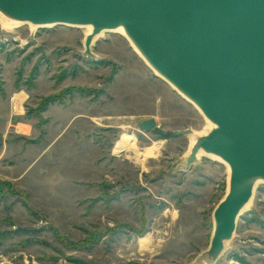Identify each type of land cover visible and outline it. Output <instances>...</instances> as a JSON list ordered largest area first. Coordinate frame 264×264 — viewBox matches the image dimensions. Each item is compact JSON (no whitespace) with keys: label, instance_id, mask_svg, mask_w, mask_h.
Segmentation results:
<instances>
[{"label":"rangeland","instance_id":"1","mask_svg":"<svg viewBox=\"0 0 264 264\" xmlns=\"http://www.w3.org/2000/svg\"><path fill=\"white\" fill-rule=\"evenodd\" d=\"M85 39L0 23V264H198L230 172L206 154L188 167L175 133L206 117L120 33L91 55ZM214 264H264V182Z\"/></svg>","mask_w":264,"mask_h":264},{"label":"water","instance_id":"2","mask_svg":"<svg viewBox=\"0 0 264 264\" xmlns=\"http://www.w3.org/2000/svg\"><path fill=\"white\" fill-rule=\"evenodd\" d=\"M0 13L35 26L91 25L90 55L97 35L123 27L158 74L213 123L193 143L187 165L203 152L229 168L210 247L197 259L214 264L264 182V0H0ZM155 126L154 119L140 125Z\"/></svg>","mask_w":264,"mask_h":264},{"label":"bare ground","instance_id":"3","mask_svg":"<svg viewBox=\"0 0 264 264\" xmlns=\"http://www.w3.org/2000/svg\"><path fill=\"white\" fill-rule=\"evenodd\" d=\"M0 23H1V25H2V27H4L5 29H14V28H16V27H18V25H20L21 23H23V22H19V21H15V20H11V19H8V18H6V17H4V15L2 14V13H0ZM50 26H52V25H50ZM33 27L34 28H38V26H34L33 25ZM85 29H86V36L87 35H89L91 32H92V30H93V27L91 26V25H84L83 26ZM115 32H117V33H120L122 36H124L126 39H127V41L130 43V45L132 46V48L135 50V52L139 55V57L140 58H142L144 61H145V63H146V65L148 66V67H150V69L152 70V71H154L157 75H159L158 74V72L144 59V57L142 56V54L139 52V50L135 47V45L132 43V41L130 40V38L127 36V34L125 33V31H124V29H123V27H119L118 29H116V30H114ZM103 34V32L101 33V34H99V35H97L96 37H95V39H94V41L96 40V39H98L99 37H101V35ZM160 76V75H159ZM160 77H162V76H160ZM163 78V77H162ZM167 81V80H166ZM168 82V81H167ZM168 84L173 88V89H175L176 90V88L174 87V85H172L170 82H168ZM187 102H191L187 97H185L183 94H181L179 91H177ZM192 103V102H191ZM193 104V103H192ZM195 107H196V109L197 110H199L200 111V109L196 106V105H194ZM201 112V111H200ZM201 114H202V112H201ZM205 120H206V127L204 128V130L202 131V132H197V131H194V130H192L193 132L190 134V140H191V142H190V147H189V150H190V148L192 147V145H193V143L195 142V140L197 139V137H199L200 135H202V134H206L214 125H213V123L212 122H210V120H208L207 118H205ZM125 147H127L128 148V146L127 145H125V146H123V145H119L117 148L119 149V150H125L124 148ZM152 153V152H151ZM146 154V153H145ZM204 153L203 152H200L199 154H198V158H200L202 155H203ZM145 156V155H144ZM147 156H145V158H146ZM216 159H218V160H220L219 158H216ZM226 164V163H225ZM227 167H228V165H227ZM229 169V168H228ZM260 182H262V181H260ZM259 183V182H258ZM258 183H257V185H258ZM256 185V186H257ZM252 201V200H251ZM251 201L248 203V205L246 206V208L244 209V211L246 210V209H248L249 208V206L251 205Z\"/></svg>","mask_w":264,"mask_h":264}]
</instances>
